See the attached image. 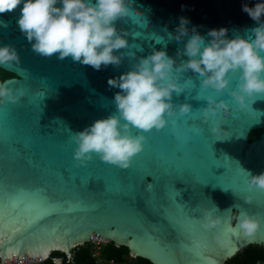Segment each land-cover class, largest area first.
I'll return each instance as SVG.
<instances>
[{"label":"water","instance_id":"water-1","mask_svg":"<svg viewBox=\"0 0 264 264\" xmlns=\"http://www.w3.org/2000/svg\"><path fill=\"white\" fill-rule=\"evenodd\" d=\"M245 2L252 6L257 0H133L129 16L115 22L118 31L128 33V47L114 52L124 54L122 61L99 71L71 57L61 60L58 55L35 53L17 23L23 4L0 14V47L10 45L19 56L18 64L0 65L14 75L2 83L13 92L24 90L18 103H0V210L4 212L0 264L42 260L45 252L49 256L54 251L70 258L74 247L92 238L124 245L131 257L152 264H225L251 244L264 247V190L248 188V173H264V94L247 98L242 109L227 90L221 94L203 90L198 74L179 73V83L191 78L192 85L180 94L174 92L172 102L190 104L192 113L177 109L174 116L166 117L164 129L144 133L143 150L127 169L95 156L86 167H78L72 139L73 133L115 114L119 89L109 88V78L131 70L153 50L166 51L177 65L188 59L177 53L191 31L181 41L169 36L181 17L190 21L189 29L196 26L206 41L210 29L222 27L229 30L230 39L248 38L257 22L242 11ZM239 75L229 74L230 89L237 90ZM208 96L228 104L230 115L225 120L218 113L204 122L201 110ZM216 120H222L220 127L227 136L211 131ZM258 129H262L259 136L250 140L249 133ZM132 134L139 133L133 129ZM249 195L253 199L246 203ZM17 196L22 202L13 210L9 200ZM37 197L50 205L40 215L49 214L37 216L20 234L24 243L16 244L13 216ZM205 209L222 218L219 229L205 232L200 227ZM241 212L260 220L259 230L247 239L225 235V224L239 230ZM53 225L59 229L54 243L44 235ZM44 242L51 246L41 250ZM54 261L61 263L62 258Z\"/></svg>","mask_w":264,"mask_h":264},{"label":"clouds","instance_id":"clouds-1","mask_svg":"<svg viewBox=\"0 0 264 264\" xmlns=\"http://www.w3.org/2000/svg\"><path fill=\"white\" fill-rule=\"evenodd\" d=\"M132 2L0 0V14L12 12L23 4L17 23L35 53L48 58L58 55L61 60L71 57L74 62L99 71L102 66H119L122 61L124 54L118 56L114 52L128 47L125 39L128 33L118 31L115 22L129 16ZM242 11L257 22L248 38L235 35L230 39L229 30L222 27L210 29L206 41L196 26L189 29L190 21L181 17L176 32L169 36L181 41L191 31L184 49L177 53L188 57L186 61L181 60L177 65L166 51L153 50L152 54L140 58L131 70L109 78V88L119 89L114 96L116 112L72 134L77 145L74 151L77 166L86 167L95 156L104 163L127 169L143 150L144 133L164 129L168 124L166 117L174 116L177 109L181 114L192 113L190 104L172 102L174 92L180 94L192 85L191 78L179 83V73L192 71L198 74L203 90L213 89L217 94L227 90L242 109L248 105L247 98L264 94V0H257L252 6L245 2ZM135 14L144 22L139 12ZM12 63H19L16 50L10 45L0 47V65ZM237 72L240 74L237 90H232L229 74ZM23 96L22 88L13 92L7 83H0V103L16 104ZM229 109L224 100L208 96L207 106L201 110L203 120L209 123V116L218 113H222V120H225L226 114L230 115ZM222 120L211 125V131L218 137L228 135L220 127ZM133 129L139 134L133 135ZM248 188L264 190V173H248ZM244 199L250 203L253 197L249 195ZM213 209L219 211L215 206ZM213 209L203 210L200 227L205 232L219 229L222 223V218L214 215ZM237 220V228L247 236H252L261 226L260 220L247 212H241ZM47 256L45 252L44 258Z\"/></svg>","mask_w":264,"mask_h":264},{"label":"trees","instance_id":"trees-1","mask_svg":"<svg viewBox=\"0 0 264 264\" xmlns=\"http://www.w3.org/2000/svg\"><path fill=\"white\" fill-rule=\"evenodd\" d=\"M14 76L0 68V83L6 78ZM262 129L253 130L249 133V139L252 140L259 136ZM99 254L103 260L114 259L116 262H125L126 264H152L148 259L129 255L128 247L124 245H115L112 242L102 243ZM94 244L91 241L74 247L71 251V257L67 258L65 253L54 251L39 264H57L54 258H62L59 264H96L92 257ZM225 264H264V247L261 245H249L228 259Z\"/></svg>","mask_w":264,"mask_h":264},{"label":"snow or ice","instance_id":"snow-or-ice-1","mask_svg":"<svg viewBox=\"0 0 264 264\" xmlns=\"http://www.w3.org/2000/svg\"><path fill=\"white\" fill-rule=\"evenodd\" d=\"M21 202H22L21 197L19 196L10 198L9 207L13 210H16L19 208ZM49 206L50 205L48 204V202L37 197L33 201L25 205L24 209L22 210V213L13 216L14 227L12 231H13V235L17 237L16 244L24 243V240L22 239L20 234L26 232L31 227V225L37 220L36 219L37 216L38 219H42L46 214H49L46 213L44 215H40L41 209ZM3 223H4V212L2 209L0 210V229L3 228ZM58 231L59 229L57 225H53L52 227L45 229V233H44L45 238L50 239L52 243L56 242L55 238L58 234ZM222 231L224 232L225 235L231 234V235H235L236 237H241L245 239L251 238V236H247L241 233L239 230L229 227L227 224L224 225ZM50 246L51 243L44 242L40 244V249L42 250V248L50 247ZM67 246L68 245L65 244V247Z\"/></svg>","mask_w":264,"mask_h":264},{"label":"built area","instance_id":"built-area-1","mask_svg":"<svg viewBox=\"0 0 264 264\" xmlns=\"http://www.w3.org/2000/svg\"><path fill=\"white\" fill-rule=\"evenodd\" d=\"M90 241L94 244L92 257L95 258V263L99 264L102 261V258L100 257V254H99L100 245L105 242L103 240L95 239V238H92ZM44 260L45 258L42 260H36V261H31V262L19 263V264H39ZM107 262L109 264H126L125 262H116L114 259H109L107 260Z\"/></svg>","mask_w":264,"mask_h":264},{"label":"crops","instance_id":"crops-1","mask_svg":"<svg viewBox=\"0 0 264 264\" xmlns=\"http://www.w3.org/2000/svg\"><path fill=\"white\" fill-rule=\"evenodd\" d=\"M102 245H100V247H101ZM100 250V249H99ZM99 264H109L108 262H107V260H103L102 259V261L99 263Z\"/></svg>","mask_w":264,"mask_h":264}]
</instances>
